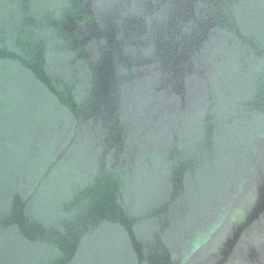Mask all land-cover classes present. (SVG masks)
<instances>
[{
	"label": "water",
	"instance_id": "1",
	"mask_svg": "<svg viewBox=\"0 0 264 264\" xmlns=\"http://www.w3.org/2000/svg\"><path fill=\"white\" fill-rule=\"evenodd\" d=\"M0 264H264V0H0Z\"/></svg>",
	"mask_w": 264,
	"mask_h": 264
}]
</instances>
